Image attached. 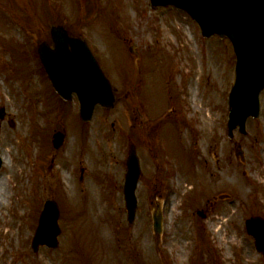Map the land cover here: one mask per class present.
Segmentation results:
<instances>
[{
  "label": "rangeland",
  "instance_id": "obj_1",
  "mask_svg": "<svg viewBox=\"0 0 264 264\" xmlns=\"http://www.w3.org/2000/svg\"><path fill=\"white\" fill-rule=\"evenodd\" d=\"M57 24L88 41L119 98L88 125L77 100L53 95L38 59ZM235 64L228 40L204 38L185 12L150 0H0V264H264L245 231L246 219L264 215V92L261 118L229 140L224 105ZM158 129L177 157L167 186ZM130 141L143 170L132 226L123 197ZM165 189L159 236L152 211ZM226 194L233 203L209 207ZM49 198L60 206L62 235L57 249L35 253Z\"/></svg>",
  "mask_w": 264,
  "mask_h": 264
},
{
  "label": "water",
  "instance_id": "obj_2",
  "mask_svg": "<svg viewBox=\"0 0 264 264\" xmlns=\"http://www.w3.org/2000/svg\"><path fill=\"white\" fill-rule=\"evenodd\" d=\"M153 7L175 6L186 11L201 27L206 38H228L237 57L236 78L230 97L229 135L245 126L249 117L259 114V95L264 88V0H151ZM52 48L47 43L39 47V55L49 78L58 92L72 100L75 92L80 101V113L84 121L90 120L96 105L112 108L116 97L88 45L70 37L61 26L51 28ZM4 112V111H2ZM64 135L58 133L54 144L59 147ZM239 155L242 152H237ZM1 166V160H0ZM141 175L139 159L132 147L128 158L125 182V201L128 221L133 223L137 212L136 189ZM59 208L53 200H47L40 217L39 227L33 239V248L47 245L56 248L61 230L58 224ZM162 216L159 205L154 211V230H161ZM248 233L256 239L257 250L264 255V219L251 218L246 222Z\"/></svg>",
  "mask_w": 264,
  "mask_h": 264
},
{
  "label": "flooded vegetation",
  "instance_id": "obj_3",
  "mask_svg": "<svg viewBox=\"0 0 264 264\" xmlns=\"http://www.w3.org/2000/svg\"><path fill=\"white\" fill-rule=\"evenodd\" d=\"M72 36H75V37H77L78 35H75V34H71ZM48 36H49V38L48 39H46L51 45L53 44V42L50 40V34H48ZM167 89H169L170 90V88L168 87H166V90ZM228 97H229V90H228ZM166 96H167V94H166ZM171 98H172V96H171ZM172 100H173V98H172ZM178 101V96L176 97V102ZM148 106V105H147ZM164 106V105H163ZM145 107H146V104H145ZM194 108V107H193ZM225 108H226V114L228 115L227 116V118L229 119V107H228V99H227V101H226V106L224 105V110H225ZM163 109H164V107H163ZM139 110V109H138ZM141 118H142V115H141ZM162 124H165V122H163ZM143 125V122L141 121V126ZM159 125H161V122L159 123ZM158 125V126H159ZM168 125V124H167ZM158 126H157V128H158ZM169 126H171L170 124H169ZM227 126H228V120H227ZM166 128H167V126H165ZM168 130V129H167ZM158 134H160V130L158 129L157 130V132H156V135H154V137H158V138H156V141H157V144H158V146H159V148L161 149V153H162V156H163V160H165L166 162L164 163L165 165L163 166V169L166 171V173H169V174H167L166 175V178H165V180L168 182L169 180H171L172 178H173V176H174V173H172V171H171V168H170V166H169V163L172 165V166H174V168L176 167L175 165H174V162H172V161H170L169 160V158H172L173 156L175 157L176 155H175V153L170 149V148H168L167 146H166V144H167V141H166V139L167 138H162L161 136H159ZM162 134H165L164 132H162ZM227 135V134H226ZM169 136V135H168ZM228 137V136H227ZM229 138V137H228ZM229 140H231L230 138H229ZM130 144L131 145H134L136 148H137V146H136V144L135 143H133L132 141H130ZM166 147L168 148V152H169V155H167V156H165V152L167 151V149H166ZM159 149V150H160ZM137 150H138V148H137ZM155 155V154H154ZM140 156V155H139ZM140 160H141V157H140ZM84 173V171H82V174ZM166 190V189H165ZM165 193V192H164ZM161 197H162V195H160ZM163 197L164 198H166V195L165 194H163ZM225 201H227V202H229V203H233V201L231 200V195L230 194H226V195H222V196H220V197H218V198H214V202L213 203H210V205H209V207L210 208H212V209H214V208H217V207H219V206H221V205H224V203L223 202H225ZM208 211H209V209H208ZM208 211H204V213H203V216H204V218H207L209 215H210V213L208 212ZM202 232H204V230L202 231ZM206 236V235H205ZM199 258H201V257H199ZM203 258H204V256H202V260H203ZM168 262V263H167ZM165 264H169L170 262L169 261H167ZM193 264H196L195 263V259H194V263Z\"/></svg>",
  "mask_w": 264,
  "mask_h": 264
},
{
  "label": "bare ground",
  "instance_id": "obj_4",
  "mask_svg": "<svg viewBox=\"0 0 264 264\" xmlns=\"http://www.w3.org/2000/svg\"><path fill=\"white\" fill-rule=\"evenodd\" d=\"M191 90V89H190ZM6 194V192L4 191V189L1 187L0 185V198H4L3 196Z\"/></svg>",
  "mask_w": 264,
  "mask_h": 264
}]
</instances>
